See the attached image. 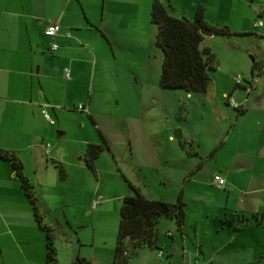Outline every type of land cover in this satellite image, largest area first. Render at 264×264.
I'll return each instance as SVG.
<instances>
[{"label":"crops","instance_id":"obj_1","mask_svg":"<svg viewBox=\"0 0 264 264\" xmlns=\"http://www.w3.org/2000/svg\"><path fill=\"white\" fill-rule=\"evenodd\" d=\"M151 1L0 0V147L13 150L21 158L24 173L36 182L38 203L45 217L49 214L51 197H58L61 204L71 206V201L81 198L86 190V179L97 181L95 190L101 187L98 160L93 168L85 161L88 143L105 141L113 158L121 150L114 149L108 133L98 127L99 121H95L99 118V111L108 112L109 107L100 110L93 105V91L89 89L93 82L90 70L93 63L96 65L99 58L107 57H125L128 64L137 60L141 68H133L134 77L149 80L154 55L153 91L146 95L157 100L166 89L157 81L162 53L155 43L156 25L150 20ZM173 4L174 13L180 12L178 5ZM192 4L195 10L186 15L194 16L201 3L196 5L192 1ZM254 11L261 16L264 8H254ZM54 21L59 23L60 29L50 35L46 27ZM252 27H255L253 23ZM52 42H56L58 48L52 49ZM65 68L69 69V76H65ZM262 71L261 82L258 80L251 92L244 89L245 93L239 99L246 104L249 98H256L262 92L257 105L250 104L248 108L245 105L244 110L234 114L231 123L227 119L230 125L221 142L217 143L220 133L215 126L204 132L205 128L200 125L192 128L187 124L182 128L175 122L163 126V135L160 131H145L143 127L138 137L129 138V153L133 160L122 164L117 159L116 167L126 186L115 182L121 193L113 199L120 202L124 196L132 195L133 185L148 198L169 202L180 198L184 209L181 225L172 218L159 220L157 237L154 244L149 245V251L143 254L142 264H148L147 259L153 256L152 250H156L153 257L158 259L156 264H206V258L211 264H253L257 253L260 254L264 220V66ZM239 87L243 86L234 84L230 91ZM187 93L191 103H195L193 92ZM204 93L206 96L202 101L206 104L207 96H210L207 91ZM78 102L84 105V109H79L85 110L84 113L71 112V103L74 108ZM192 105L189 104L186 119L192 113ZM194 108V122L199 123L204 118L205 105L201 112ZM43 109L54 118V123L45 118ZM88 114L98 125L99 136L93 133L88 137L79 136L76 128L77 136L67 138L69 117L81 116L85 121ZM172 127L179 129V136L190 140L194 150L183 145L188 152H185L188 156L185 160L183 154L172 153L167 147V143L174 139ZM202 140L210 144L206 149L203 147L204 151L200 147ZM47 143H50L48 152ZM152 144H162L161 152L165 154V159L161 160L163 163L157 166L148 161L153 153ZM183 149L180 151L184 152ZM135 152L143 160V165L137 161ZM203 152L207 153L203 155L209 154L215 159V163L204 160L208 163L207 179L198 175L204 164L195 156ZM172 156L179 160V164L174 161L168 170L166 162ZM3 161L0 159V264H47L44 234L34 220L20 184L22 196L15 192L17 186L13 183L18 180L10 164ZM56 164L63 166V175ZM137 166L150 170L135 173ZM152 169L161 174L153 188L149 180ZM215 174L225 178L221 187L214 181ZM173 176H178V183H173ZM49 177L54 179L49 180ZM211 186L214 187L212 192ZM92 199L90 195L88 202ZM90 208L95 209L92 204ZM87 211L92 215L90 234L79 230L75 231L77 237H74L70 231L68 236L71 241L74 239L70 247L73 243L95 242L97 212ZM64 214L72 227V218L67 211ZM242 217L248 219L242 221ZM241 222L244 225L239 227ZM58 243L59 247L63 246L61 240ZM160 250L162 253L159 254ZM22 254L23 260L15 259ZM77 254L88 259L96 257L94 253Z\"/></svg>","mask_w":264,"mask_h":264},{"label":"rangeland","instance_id":"obj_2","mask_svg":"<svg viewBox=\"0 0 264 264\" xmlns=\"http://www.w3.org/2000/svg\"><path fill=\"white\" fill-rule=\"evenodd\" d=\"M164 1L168 4L170 11L173 9L171 6H174V2L178 5V10L180 12L177 11L175 14L174 11H172L174 15L177 17L184 15L188 18H192L193 14H187V16L186 13L188 11H193V9L195 10L192 1L196 2V5L201 3L205 7V20L216 26L226 25L230 30L229 33L219 32L211 35L205 34L200 43L201 46H209L216 56V65L208 70L211 83L208 86L207 92L210 97L207 96L206 104H204L202 98H205V93L193 92V99L196 100L195 103H191V99H189L187 95L188 93L181 88L164 89V91H162L163 93L157 97V100H153L151 96L149 97V95H146L153 91L151 88L154 75V63L156 60L154 55L152 56L153 64L151 66L152 69L149 72V80L134 77V71L137 68H141L137 60H132L128 64L125 57L120 59L107 57L99 58L96 65L93 63V66L90 67L93 74H91L93 82L91 87H89V89L93 91V105H97L100 110L101 107H109V111L102 113L99 111V118L95 119V121H99V126L94 124L89 114L88 120L86 119L85 121L81 116L79 118L69 117L70 127L66 133V137L73 138L77 136L75 133L76 128L78 129L79 136L88 137L91 133H93L94 136L95 134L99 136V131L97 129L98 126L104 132L106 131L108 133L110 140L113 142L112 145L114 149L121 150L119 155L115 154V158H113L111 152L105 147L96 158V160H98L102 177L100 188L95 190L97 183L96 180L91 182L86 179V184L84 185L86 190L81 194V198L71 201V203H73L71 206L61 204L58 197H51L50 210L48 211V216L45 217V221L55 227V243L58 249L57 255L59 264H119L115 260L114 249L122 200L119 202L113 199V197L121 193L119 187L115 186L114 183L119 181V184H124L123 186H126V183H123V177H121L120 172L116 167V162L118 159L120 163L124 164L133 160L129 153L128 140L130 137H138V132L142 131L143 127L145 128V131H160L163 135V132H165L162 130L163 126H169L172 125L171 123L175 122L180 124L182 128H185L187 124H190L192 128H197L200 125L205 128L204 132L207 128L215 126L217 128L216 131L220 133L217 140V143H219L224 139L227 133L226 129L233 121L234 114L237 113L238 110L240 111V109L244 110L245 105L247 106L246 108H248L250 104L257 105L258 98L262 94V92H260L259 96L256 98H249L246 104L244 101L243 103L239 100L242 93H245L244 89L246 85H249L251 82L252 84H256L258 80L261 82V75L263 74L262 66H264V26L252 27V23L258 19L264 21V12L260 16L254 11V8H264V0ZM168 1L171 2L168 3ZM253 64H255L256 68L253 67ZM238 74L243 75L242 84L240 85L236 84L233 79L234 76ZM254 80L257 81L253 83ZM234 84L243 87L236 88L234 92H232L230 90ZM223 92L225 94H223ZM228 96H232L238 106L230 104L227 99ZM74 99L77 98L75 97ZM75 101L76 100H74V102ZM78 104H81V102L76 103L73 108V104L71 103L69 106L71 112L76 110L77 112L84 113L85 110H79L77 106ZM189 104H193L190 106L192 107V113L188 116V119H186L185 115L187 111H189ZM204 105L205 114L203 120L199 121V123L194 122V107H196L198 112H201ZM227 119H230V123L227 122ZM80 123L82 124L81 126ZM177 132L179 133V129L175 130V128L172 127L174 139L167 143V147L172 153L183 154L182 159L185 160L188 157L186 155L188 152L183 149V145L188 148L190 147L192 151L194 150L191 147L190 140L183 135L179 136ZM204 139H206V136H204ZM202 141L203 144L201 143L200 147L202 151H204V148L208 147L210 144H206L205 140ZM152 148L153 153L149 155L152 159L148 158V161L151 162L152 166H157L159 165L158 163L162 164L163 161L161 160L165 159V154L163 155L161 152L163 151L162 144H155ZM181 148L184 152L180 151ZM205 153L206 152H203L202 154L198 153L195 156H197L198 160L200 162L202 161V164H204V167L201 166V168H203H200L201 170L199 169L198 175L204 176L205 179H207L208 163H206V161L212 160L211 162L215 163V159L209 154L203 155ZM137 154V161L143 165V160L141 161ZM174 161L179 164V160L175 159L173 156L172 159L166 162L167 166H169L168 170H170ZM3 162L10 164L6 160ZM184 162L185 161H183V163ZM148 170L150 169H146L144 166L141 167V169L138 166L134 169L135 173L139 172V174L144 173L145 171L147 172ZM115 171L118 173L116 174ZM151 173L149 180L152 183L151 188H153L158 184L157 181L161 174L159 172L156 174V171L153 169ZM28 177L33 185L34 183L36 184L34 179L32 180L30 176ZM15 178L16 181H18L17 183H13V185L17 186L14 190L18 195L22 196L24 194L22 193L21 188L19 189L20 181L16 176ZM48 179L51 180L54 178L49 177ZM178 179V176H173V183H178ZM8 184L12 185L11 182H8ZM219 186L221 187V185ZM209 188L211 192L214 190L213 186ZM34 190L38 191V188L35 189L34 186ZM37 191L36 193L38 194ZM90 195L91 198H93L91 201L96 203L95 207H97H94L96 210L90 208L92 204V202H88ZM87 210L97 212L95 215V242L82 245L73 243L72 247H70V244L74 239L72 241L70 240L68 236L69 233L72 232L73 236L77 237L75 236V231L80 230L82 232L83 230H86L88 234H90L92 215H89ZM66 211L74 223L72 227L66 222L64 214ZM223 219H225V215H223ZM208 220L211 221L210 218H208ZM262 223L261 230L263 246L260 254L257 253V258L253 264H264V220H262ZM159 224L157 225V232L159 230ZM58 240H61L63 246L60 245L59 247ZM149 247L148 244H144L136 249H132L131 246L128 245L125 250L126 264H142L144 258L143 254L146 251H149ZM151 252H153V256L147 259V263L156 264L158 259L153 258L154 254H156V250H152ZM77 253H80L81 255H91L94 253L97 258L92 257L88 259L86 256L81 257ZM22 256L23 254L15 256V259L20 258L23 260ZM208 259L209 258L205 259L206 264H211Z\"/></svg>","mask_w":264,"mask_h":264},{"label":"trees","instance_id":"obj_3","mask_svg":"<svg viewBox=\"0 0 264 264\" xmlns=\"http://www.w3.org/2000/svg\"><path fill=\"white\" fill-rule=\"evenodd\" d=\"M169 9L164 0L151 1L150 20L156 25L155 43L162 53L158 83L166 89L181 88L186 92L204 93L211 83L208 70L216 65V56L209 46L200 45L201 40L205 34L229 33L230 30L226 25L216 26L205 20L204 5L197 7L192 18L184 15L177 17L172 13L173 9ZM105 147H108L105 141L87 144L84 153L87 166L94 167L96 158ZM0 159L10 163L30 203L34 220L44 233L46 263L59 264L55 227L45 221V213L40 209L33 183L23 171L21 158L13 150L0 147ZM55 166L60 175H63V166ZM131 186L134 193L124 196L120 205L114 249L115 260L119 264H126L125 250L128 245L136 249L144 244H154L161 218H172L178 225L184 220L183 202L180 198L175 202L148 198ZM253 217L258 218L257 214ZM247 219L241 218L242 221ZM242 225L244 222L239 227Z\"/></svg>","mask_w":264,"mask_h":264},{"label":"built area","instance_id":"obj_4","mask_svg":"<svg viewBox=\"0 0 264 264\" xmlns=\"http://www.w3.org/2000/svg\"><path fill=\"white\" fill-rule=\"evenodd\" d=\"M253 25H254L255 27H256V26H263V25H264V21L261 20V19L255 20V21L253 22ZM59 29H60V25H59V23H58L57 21H54V22H51V23H49V24L47 25V27H46V32H47L48 34H50V35H54L55 33H57V32L59 31ZM67 34H68V32H67ZM50 47H51L52 49H56V48H58V44H57L56 42H52ZM65 76H69V69H67V68H65ZM233 79H234V81H235L236 84L240 85V84H242L243 75L238 74V75L234 76ZM256 81H257V80H254L253 83H255ZM252 85H253V86H252ZM253 87H254V84H252V82H251L249 85H246V86H245V90H246L247 92H251L252 89H253ZM227 99H228V102H229L230 104H232V105H234V106H238V104L234 101V99L232 98V96H228ZM78 108H79V109H84V105H83V104H79V105H78ZM42 113H43V115L45 116V118H46L50 123H54V121H55L54 118L51 117V116L49 115V113H48L45 109L42 110ZM46 151H47V152L49 151V143L46 144ZM214 181H215L218 185H224V184H225V178L222 177L220 174H215V175H214ZM95 204H96L95 202H92V207H93V208L95 207ZM160 253H162L161 250L159 251V254H160Z\"/></svg>","mask_w":264,"mask_h":264}]
</instances>
